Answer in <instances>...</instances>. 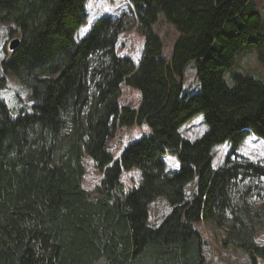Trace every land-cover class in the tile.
I'll return each mask as SVG.
<instances>
[{"label": "trees", "instance_id": "obj_1", "mask_svg": "<svg viewBox=\"0 0 264 264\" xmlns=\"http://www.w3.org/2000/svg\"><path fill=\"white\" fill-rule=\"evenodd\" d=\"M88 1L0 0V23L20 40L2 62L0 92L16 75L32 104L14 119L0 97V264H206L202 222L225 228L222 245L250 264L264 261L255 241L264 211L247 202L256 187L240 191L264 181V161L236 153L250 135L264 141V82L239 72L232 86L224 79L241 53L264 64V21L252 0H128L145 39L138 65L117 54L125 18L103 17L77 41ZM160 15L179 33L171 63L153 32ZM191 63L201 89L187 96L180 81ZM124 86L141 94L138 109L121 106ZM198 116L207 131L184 140L181 129ZM134 126L151 136L116 159L117 129ZM225 144L235 159L216 171L214 149ZM167 153L180 162L176 172H166ZM85 155L103 175L93 191L82 185ZM131 171L140 184L126 192L121 178ZM159 199L171 212L152 227Z\"/></svg>", "mask_w": 264, "mask_h": 264}, {"label": "rangeland", "instance_id": "obj_2", "mask_svg": "<svg viewBox=\"0 0 264 264\" xmlns=\"http://www.w3.org/2000/svg\"><path fill=\"white\" fill-rule=\"evenodd\" d=\"M256 11L260 14L264 21V0H252ZM87 24L83 26L76 35L77 41L86 37L93 24L103 18L110 17L112 19L125 18L131 24L128 31L122 33L117 45V54L120 57H127L138 65L144 51L145 39L138 32V16L134 6L128 0H89L86 5ZM14 29L13 24L0 23V75L2 72V62L10 58V43L17 40V35L12 36L10 30ZM153 32L162 40L164 45V58L171 63L174 46L179 38V33L174 26L169 24L163 15L159 16L158 23L153 27ZM196 64L191 63L185 70L184 77L180 81L184 87V93L187 96L198 93L201 89L200 83L196 77ZM239 72L245 76L252 77L256 80L264 82V64L259 60L256 52L241 53L237 57L235 67L225 74V81L232 86L231 75ZM31 90L24 85L16 75H7V89L0 92V97L7 103L11 111L12 118L16 119L22 112L31 113L32 104L27 98ZM141 102V94L128 87L122 88L120 99L121 106H129L133 109H138ZM207 127L203 122V118L198 116L192 119L181 129V135L184 140L194 142L200 139ZM150 130L147 127L134 126L132 128H118L114 140L109 144V151L112 155L119 159L124 149L131 143L141 139L144 136H149ZM232 148L229 144L219 146L214 149V169L220 170L225 166V162L231 157ZM237 155L240 158L250 160L252 162L264 161V141L250 135L242 143L237 150ZM240 160V159H238ZM166 164V172L173 173L179 170L180 162L175 155L167 153L164 157ZM83 166L85 175L82 181L83 188L93 191L100 185L102 173L96 169L94 162L84 156ZM140 173L131 171L124 173L121 178V183L126 192L132 190L140 184ZM256 187L252 194L248 197L247 202L252 206L254 213L264 211V181L261 182H244L240 185L241 194L246 192V186ZM245 187V188H244ZM193 184H191L186 194L188 199H191L193 193ZM98 194H95V197ZM235 202L238 203L239 197L237 193L234 195ZM171 212L169 204L164 199L155 201L149 207V225L158 227L163 222L165 217ZM197 230L202 234L206 241L204 254L206 264H250L249 255L241 250L234 248H225L222 245V240L226 236L225 228H219L214 223L202 222L196 225ZM258 245H264V226L255 237ZM258 264H264V261L258 260Z\"/></svg>", "mask_w": 264, "mask_h": 264}, {"label": "water", "instance_id": "obj_3", "mask_svg": "<svg viewBox=\"0 0 264 264\" xmlns=\"http://www.w3.org/2000/svg\"><path fill=\"white\" fill-rule=\"evenodd\" d=\"M20 44V40H14L13 42L10 43V51L13 52ZM151 136V135H150Z\"/></svg>", "mask_w": 264, "mask_h": 264}]
</instances>
